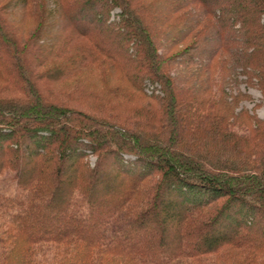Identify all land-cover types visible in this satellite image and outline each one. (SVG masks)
Here are the masks:
<instances>
[{
	"label": "trees",
	"instance_id": "16d2710c",
	"mask_svg": "<svg viewBox=\"0 0 264 264\" xmlns=\"http://www.w3.org/2000/svg\"><path fill=\"white\" fill-rule=\"evenodd\" d=\"M241 83L264 0H0V264H264Z\"/></svg>",
	"mask_w": 264,
	"mask_h": 264
},
{
	"label": "rangeland",
	"instance_id": "374dc122",
	"mask_svg": "<svg viewBox=\"0 0 264 264\" xmlns=\"http://www.w3.org/2000/svg\"><path fill=\"white\" fill-rule=\"evenodd\" d=\"M117 11L118 9H113L110 13V17H113V15ZM146 86L148 89L152 88L149 83H146ZM239 88L241 91H246L251 96V100L242 101L241 105H244L247 109L251 110V112H254L258 118L263 119L264 104L260 103V93L254 88H247L244 83H241ZM89 159H90V164L92 165L94 161V157H90Z\"/></svg>",
	"mask_w": 264,
	"mask_h": 264
}]
</instances>
